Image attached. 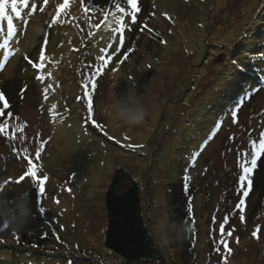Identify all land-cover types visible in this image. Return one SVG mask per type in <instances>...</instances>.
<instances>
[{"label":"rangeland","instance_id":"374dc122","mask_svg":"<svg viewBox=\"0 0 264 264\" xmlns=\"http://www.w3.org/2000/svg\"><path fill=\"white\" fill-rule=\"evenodd\" d=\"M36 3L27 25L13 18L22 30L14 37L0 21V91H6L13 113L0 121L27 124L23 143L11 139V128L0 134V183L8 180L5 188L13 193L26 191L34 209L24 231L0 233V264H264V190L255 188L261 173L264 182V153L244 197L243 221L236 207L242 197L240 164L250 159L253 143L264 139V0H138L136 23L125 16L119 51L112 31L119 14L99 30L89 27L104 19L105 10L114 11L112 0H85L86 5L70 0L58 18L64 23L55 25L52 17L63 0H49L43 12V0ZM119 3L131 12L127 0ZM85 6L91 7L88 13ZM108 44L113 59L93 92L101 130L86 122L78 97L83 77L95 70L100 49ZM41 49L44 82L29 63L39 62ZM248 71L256 74L253 79ZM117 82L120 94L135 86L149 110L145 124L110 125L99 114L98 104ZM25 146L36 179L47 177L43 195L31 177L14 182L29 166ZM120 167L140 184L146 222L165 254L162 262H126L104 244L106 191ZM174 183L185 185L179 191L192 200L188 223L173 218ZM225 217L226 231H233L226 237L228 248L218 243ZM181 232L192 241L185 257Z\"/></svg>","mask_w":264,"mask_h":264},{"label":"snow or ice","instance_id":"6c2138e0","mask_svg":"<svg viewBox=\"0 0 264 264\" xmlns=\"http://www.w3.org/2000/svg\"><path fill=\"white\" fill-rule=\"evenodd\" d=\"M48 3L49 0H43V6H40L39 10L43 12L44 6H47ZM82 3L85 4V0H82ZM69 4H70V0H63V3L57 5L56 13L52 17L51 25H55L58 22L61 24L64 23L63 19L58 20V18L61 17L62 10H65L69 7ZM127 4L131 9L130 13L125 7H123L119 3V0H112L114 11L112 9L105 10L103 12L104 19L101 20L100 23H97L95 25L92 24L89 25L90 28L95 27L97 30H99L101 29L102 25L106 24V22L110 17H112L115 14H119V17L116 21L117 27L112 29V31L116 33L119 37V46L117 48V51H119L120 48H122L123 45L125 44V35H124V33L126 32L125 16L130 15L132 23H136L137 13H139L141 10L138 5V0H127ZM37 7L38 5L36 3V0H0V21H6L7 36L14 37L18 33V31H22L19 28V26L16 23H14V19H13L14 17L16 18L17 21H20L23 25H27L31 16L35 14V12L37 11ZM90 8L91 7L89 6H85L83 10L85 13H88ZM51 25L49 26L51 27ZM0 31H3V29H0ZM23 31H26V29H23ZM89 35H93V33L90 32ZM111 48L112 45L108 44L104 48L100 49L101 54L97 57L98 63L95 66V70L92 71L90 75L83 77V83H82L83 94L81 97H78V99H80V101L85 105L86 108V112H87V116L85 118L86 122H91V124L94 127L101 130L103 129V126L99 124L94 118L95 104H94L93 92L97 89V85H98V80L96 78L102 74L103 70L106 69V67L110 64V62L113 59L114 54L109 51V49ZM128 51L131 52L132 49H128ZM260 57L261 59H264V53H260ZM25 59H28V57H25ZM125 59H127L126 55H125ZM29 63L38 72L36 79L40 82H44L46 79L44 73L45 64H46V56L44 50L41 49L38 63L33 62L31 60H29ZM237 68L240 69V66L238 65ZM47 76L50 77L51 73H47ZM49 88H51V85L43 89L45 99L48 98L47 94ZM0 102H3L2 106H0V118L5 116L13 117V113L10 111V104L6 100L5 94L2 91H0ZM52 108L55 109L56 105L53 104ZM237 112L238 109L233 110L231 113L233 123H237ZM15 119L17 121L19 120L18 117H16ZM26 127H27L26 122L25 123L18 122L13 125L10 124L9 120L3 119L2 121H0V134L7 135L9 129L11 128V139L13 140L19 139V141L23 143L25 140V136L23 133ZM17 134H19V136H17ZM261 136L264 137V133H261ZM128 147H134V146L129 144ZM43 148H44V143L41 142L35 152L36 159L41 158V151ZM262 153H264V139H261L258 145L253 143L252 150L250 151V153H248L250 159L245 160L244 163L240 164V167L242 169V174L239 176V187L242 191V197L240 198L239 203L236 205V207L240 210L241 221L244 220V215H243L244 205H245L244 197L248 196L252 188L251 174L257 168L258 159L261 157ZM22 155L27 160L29 166L27 167V171L23 175H21L18 180L14 182L19 183L20 181H23L26 176L31 177L35 181V186L39 189L40 194L43 195L45 192L44 184L45 181L47 180V177L45 176L43 179L40 180L36 179L38 170L34 166L33 160L28 159L30 152L27 146H25L22 149ZM8 183H9L8 180H5L3 183H0V191H3L5 185ZM39 212L44 213L45 209L43 207H40ZM227 224H228V218L225 217L223 222L219 226L220 239L218 243L222 245L224 248H228L226 237H231L233 235L232 230L226 231ZM6 229H7V225L0 226V233H2ZM252 235L254 237H257V231H254Z\"/></svg>","mask_w":264,"mask_h":264},{"label":"trees","instance_id":"16d2710c","mask_svg":"<svg viewBox=\"0 0 264 264\" xmlns=\"http://www.w3.org/2000/svg\"><path fill=\"white\" fill-rule=\"evenodd\" d=\"M248 72L252 75L249 77L253 79L252 77L256 74ZM251 83L253 82L249 83L248 89L252 86ZM262 84L264 85V82ZM3 86L4 84L1 82L0 87ZM2 92L6 91L2 90ZM6 100L10 101L7 98ZM260 170L251 174L253 179L254 177H258ZM262 175L261 173L259 183L255 185V188L259 190L258 193H262L264 190V185L262 184L264 182L261 179ZM178 186V183H174L170 193L172 215L173 218L183 219L188 223L192 215V200L189 194L184 197L179 191V188H184L185 185ZM254 190L253 192H257L256 189ZM105 204L107 230L104 244L108 249L130 263L142 261L158 263L165 259L162 246L156 241L146 222L140 184L125 168L120 167L116 169L106 191ZM181 236L183 239L182 255L185 257L191 251L192 241L183 232H181Z\"/></svg>","mask_w":264,"mask_h":264},{"label":"clouds","instance_id":"9594fccd","mask_svg":"<svg viewBox=\"0 0 264 264\" xmlns=\"http://www.w3.org/2000/svg\"><path fill=\"white\" fill-rule=\"evenodd\" d=\"M119 82L113 84L105 100L98 104L99 114L110 124L129 128L145 124L149 110L142 102L135 86L128 87L125 94L117 92ZM119 96V98H117ZM34 218V209L30 195L26 191H0V225L7 230L20 233Z\"/></svg>","mask_w":264,"mask_h":264}]
</instances>
